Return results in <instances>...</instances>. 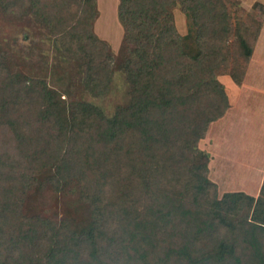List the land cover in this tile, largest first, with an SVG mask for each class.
<instances>
[{
	"label": "trees",
	"instance_id": "trees-1",
	"mask_svg": "<svg viewBox=\"0 0 264 264\" xmlns=\"http://www.w3.org/2000/svg\"><path fill=\"white\" fill-rule=\"evenodd\" d=\"M118 1L119 21L135 34L123 77L133 81L141 74L146 87L120 109L115 126L91 109L86 127L57 134L39 81L22 80L0 65V264H264L262 203L241 194L216 201L205 157L196 149L228 106L215 73L225 62L231 5ZM92 4L0 0L5 9L35 8L54 36L88 55L87 74L104 79L111 74L106 47L87 38ZM177 4L191 13L196 29L193 57L183 53L172 24L170 10ZM251 23L243 18L242 29ZM251 30L253 41L258 24ZM238 47L247 60L250 43L244 38ZM4 132L13 143L9 148L2 147ZM39 174L56 187L78 182L80 199L98 209L91 237L79 240L20 214ZM228 199L237 204L230 219L215 210Z\"/></svg>",
	"mask_w": 264,
	"mask_h": 264
},
{
	"label": "rangeland",
	"instance_id": "rangeland-1",
	"mask_svg": "<svg viewBox=\"0 0 264 264\" xmlns=\"http://www.w3.org/2000/svg\"><path fill=\"white\" fill-rule=\"evenodd\" d=\"M228 2L227 52L224 64L215 73L228 106L221 118L208 125L196 149L205 157V177L212 184L210 193L216 201L227 194H241L261 202L264 211V0ZM118 5V0H93L92 4L94 16L87 38L106 47L111 74L104 79L87 74L88 55L73 47L71 51L68 42L54 36L40 22L35 8L10 10L0 5V65L22 80L39 81L47 100V115L57 134L76 133L86 127V110L91 109L115 126L120 109L146 87L141 74L133 81L123 77V65L130 61L135 48V34L126 31L119 21ZM170 14L183 53L193 57L197 48L191 13L177 4ZM245 17L254 22L251 29L258 24L253 41V30L247 26L242 29ZM244 38L251 45L247 60L238 47ZM1 143L5 148L13 144L6 132L1 135ZM34 178L20 214L55 224L79 240L91 237L98 209L80 199L78 182L71 179L56 187L45 174ZM236 206L233 199H228L215 210L230 219Z\"/></svg>",
	"mask_w": 264,
	"mask_h": 264
}]
</instances>
